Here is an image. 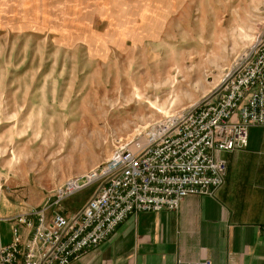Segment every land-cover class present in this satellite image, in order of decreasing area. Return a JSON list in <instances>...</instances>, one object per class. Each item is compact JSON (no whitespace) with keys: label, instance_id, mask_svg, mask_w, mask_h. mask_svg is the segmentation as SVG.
I'll list each match as a JSON object with an SVG mask.
<instances>
[{"label":"rangeland","instance_id":"rangeland-1","mask_svg":"<svg viewBox=\"0 0 264 264\" xmlns=\"http://www.w3.org/2000/svg\"><path fill=\"white\" fill-rule=\"evenodd\" d=\"M264 0H0V175L36 209L161 122L213 101ZM87 189L61 205L77 215Z\"/></svg>","mask_w":264,"mask_h":264},{"label":"built area","instance_id":"built-area-1","mask_svg":"<svg viewBox=\"0 0 264 264\" xmlns=\"http://www.w3.org/2000/svg\"><path fill=\"white\" fill-rule=\"evenodd\" d=\"M213 101L157 124L87 174L53 190L42 207L20 219L0 247V264H72L108 242L131 216L176 212L189 196H214L226 180L222 154L245 149L249 131L264 127V33L253 54ZM95 188L74 216L61 210L73 196ZM177 264H212L211 262Z\"/></svg>","mask_w":264,"mask_h":264},{"label":"crops","instance_id":"crops-1","mask_svg":"<svg viewBox=\"0 0 264 264\" xmlns=\"http://www.w3.org/2000/svg\"><path fill=\"white\" fill-rule=\"evenodd\" d=\"M225 184L214 196H189L176 212L131 216L102 246L72 264H264V127L245 149L222 154ZM36 208L12 196L0 175V247Z\"/></svg>","mask_w":264,"mask_h":264}]
</instances>
